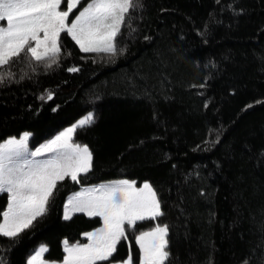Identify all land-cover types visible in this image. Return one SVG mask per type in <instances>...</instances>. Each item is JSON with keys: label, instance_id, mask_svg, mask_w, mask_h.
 Listing matches in <instances>:
<instances>
[{"label": "trees", "instance_id": "obj_1", "mask_svg": "<svg viewBox=\"0 0 264 264\" xmlns=\"http://www.w3.org/2000/svg\"><path fill=\"white\" fill-rule=\"evenodd\" d=\"M143 4L135 31L122 28L127 50L118 56L83 52L63 33L51 67L13 58L14 78L0 83V143L27 131L40 144L92 112L94 122L73 136L93 152L83 183L147 179L164 212L126 226L117 259L127 257L128 240L137 264L135 236L159 222L169 225L173 264H264V0ZM79 188L66 177L16 243L0 236V264H26L40 243L47 259L61 261L65 237L82 242L100 227V217L63 218ZM6 205L2 193L0 220Z\"/></svg>", "mask_w": 264, "mask_h": 264}, {"label": "snow or ice", "instance_id": "obj_2", "mask_svg": "<svg viewBox=\"0 0 264 264\" xmlns=\"http://www.w3.org/2000/svg\"><path fill=\"white\" fill-rule=\"evenodd\" d=\"M66 3V7L62 4ZM80 0H0V83L13 77V58L33 59L51 67L60 60L61 33H67L84 52L107 53L115 57L126 52L118 37L128 26L134 32L132 19L143 0H86L74 18L70 13ZM241 11H243L241 9ZM149 39V37H145ZM23 54V57H22ZM35 71V67L32 68ZM74 66L69 71H77ZM24 77H21L23 79ZM54 93L49 92L51 99ZM58 107V106H57ZM55 111V109H53ZM94 122L92 112L87 117L59 132L45 144L32 150L28 146L30 132L18 139L9 136L0 143V193L6 192L7 206L0 220V236L11 244L20 239L38 217H43L54 203L58 183L70 178L81 184L64 204L63 218L71 220L74 213L101 217L102 225L82 235L86 243L63 240L65 255L59 264H134L131 254L117 259V245L126 236V226H135L146 218L158 219L164 212L157 190L145 179L141 187L130 179L100 184H84L93 168V152L88 144L73 142L77 126ZM213 144L219 142V129ZM207 143V141H204ZM264 161V151L261 153ZM81 174H84L82 176ZM167 223H156L135 236L139 245V264H173L170 259L171 238ZM2 246V245H0ZM48 245L42 243L27 259V264H58L45 257ZM241 264H249L242 259Z\"/></svg>", "mask_w": 264, "mask_h": 264}, {"label": "rangeland", "instance_id": "obj_3", "mask_svg": "<svg viewBox=\"0 0 264 264\" xmlns=\"http://www.w3.org/2000/svg\"><path fill=\"white\" fill-rule=\"evenodd\" d=\"M86 3V1L85 0H80V4L79 5H77V7L76 8H74L73 9V12L72 13H70V17H69V19L71 20L72 18H74V15L79 11V9H80V7L81 6H83L84 4ZM62 7H66V3L65 4H62ZM0 24H5L6 25V21H0ZM63 33H61V35H62ZM66 35H68L67 33H65ZM70 38H71V36L70 35H68ZM72 39V38H71ZM73 40V39H72ZM74 41V40H73ZM75 42V41H74ZM78 47H79V45H78ZM80 48V47H79ZM81 50V49H80ZM83 51V50H82ZM84 52V51H83ZM85 117H87V115H85V116H83L82 118H80V119H78L74 124H76L78 121H80V120H82V119H84ZM71 126V125H70ZM70 126H68V127H70ZM68 127H66V128H68ZM78 127H81V126H77V128ZM66 128H64V129H66ZM76 128V129H77ZM64 129H62V130H60L59 132H61V131H63ZM59 132H57L56 134H54V135H52V136H50L48 139H46L44 142H42V143H40V144H37V145H32L31 143H30V136L28 137V146H29V148L30 149H32V150H35V148H37V147H40L42 144H45L48 140H50V139H52L54 136H56ZM22 136V134L19 136V137H17L18 139L20 138ZM73 136H74V134H73ZM73 142H75V143H77L75 140H74V137H73ZM3 143V142H2ZM117 180H120V179H117ZM117 180H112V181H117ZM107 182H111V181H107ZM107 182H104V183H107ZM142 186V184L140 185V186H137V187H141ZM80 190V188L78 189V190H76L75 192H77V191H79ZM7 196H8V194L6 193V192H4ZM0 194H2V193H0ZM72 195V194H71ZM70 195V196H71ZM69 196V197H70ZM68 197V198H69ZM68 200V199H67ZM67 202V201H66ZM65 202V203H66ZM7 206V205H6ZM63 212H64V206H63ZM74 214H78V213H74ZM73 214V215H74ZM82 214H84L85 216H87V214L86 213H82ZM87 217H89V216H87ZM90 218H93V217H90ZM101 218V217H100ZM146 219H152V218H146ZM145 219V220H146ZM101 220H102V218H101ZM138 222V221H137ZM102 223H103V221H102ZM130 227H133V226H130ZM98 228V227H97ZM146 231V230H145ZM122 239H127V236H125L124 238H122ZM121 239V240H122ZM134 241H135V244H136V246H137V248H138V252H139V256H140V249H139V245L137 244V242H136V240H135V238H134ZM87 242V238L86 237H84L83 236V241H82V243H86ZM120 243V242H119ZM118 243V244H119ZM42 243H40V244H38L37 246H36V248H35V250L41 245ZM118 246V245H117ZM34 250V251H35ZM63 250H64V244H63ZM127 251H128V254H127V256L129 255V254H131L132 255V253H131V248H130V244H129V242H128V240H127ZM45 255V254H44ZM64 255H65V252H64ZM64 257V256H63ZM127 258V257H126ZM125 258V259H126ZM28 259V258H27ZM63 259V258H62ZM62 261V260H61ZM61 261H57L58 262V264H59V262H61ZM26 264H27V262H26ZM137 264H139V257H138V263Z\"/></svg>", "mask_w": 264, "mask_h": 264}]
</instances>
